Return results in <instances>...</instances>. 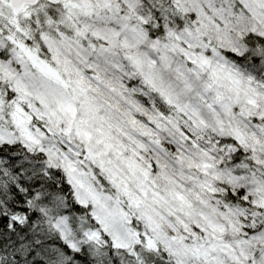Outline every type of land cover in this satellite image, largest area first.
Segmentation results:
<instances>
[{
  "label": "snow or ice",
  "instance_id": "snow-or-ice-1",
  "mask_svg": "<svg viewBox=\"0 0 264 264\" xmlns=\"http://www.w3.org/2000/svg\"><path fill=\"white\" fill-rule=\"evenodd\" d=\"M0 264H264V0H0Z\"/></svg>",
  "mask_w": 264,
  "mask_h": 264
}]
</instances>
